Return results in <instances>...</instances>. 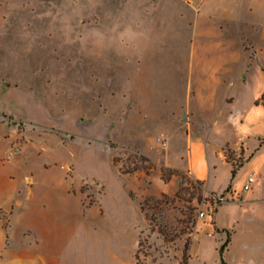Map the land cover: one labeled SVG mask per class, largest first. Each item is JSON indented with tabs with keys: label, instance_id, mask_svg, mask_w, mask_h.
Instances as JSON below:
<instances>
[{
	"label": "crops",
	"instance_id": "0c3cea01",
	"mask_svg": "<svg viewBox=\"0 0 264 264\" xmlns=\"http://www.w3.org/2000/svg\"><path fill=\"white\" fill-rule=\"evenodd\" d=\"M159 27L166 29L159 37V89L143 81L137 105L143 113L130 114L137 124L159 125V150L154 138L146 149L135 147L155 161L151 151H159V165L185 170L206 192L240 189L255 173L239 200L197 218L187 252L189 264H220L219 247L230 232L226 264H264V0H159ZM5 110L0 264H135L142 226L138 190L147 174L122 173L112 157L101 174L93 151L89 172L78 178L70 166L54 169L46 162L52 147H68L73 139L65 134L48 141L51 133L36 131L27 114L10 111V120ZM16 136L24 139L22 150L8 156ZM36 140L47 143L35 149ZM85 182L102 186L89 205Z\"/></svg>",
	"mask_w": 264,
	"mask_h": 264
},
{
	"label": "rangeland",
	"instance_id": "374dc122",
	"mask_svg": "<svg viewBox=\"0 0 264 264\" xmlns=\"http://www.w3.org/2000/svg\"><path fill=\"white\" fill-rule=\"evenodd\" d=\"M162 33L159 0H0V109L10 120V111L27 114L36 131L51 133L48 141L55 143L56 135L65 134L73 139L68 147L63 142L52 147L46 162L54 169L70 166L78 178L89 172L88 153L93 151L101 174L111 157L119 168L136 166L145 172L149 163L139 158L142 152L135 146L146 149L154 138L159 150V125L137 124L130 114L143 113L137 106L143 81L159 89ZM13 123L23 127L21 120ZM17 138L24 142L22 136L13 141ZM46 143L36 140L32 147ZM151 154L155 166L145 172L138 190L140 209L147 199L141 209L138 264H187L183 254L193 220L202 210L213 212L212 192L185 170L163 181L159 151ZM90 185L83 184L86 203L102 190ZM100 243L107 240L101 236Z\"/></svg>",
	"mask_w": 264,
	"mask_h": 264
},
{
	"label": "trees",
	"instance_id": "16d2710c",
	"mask_svg": "<svg viewBox=\"0 0 264 264\" xmlns=\"http://www.w3.org/2000/svg\"><path fill=\"white\" fill-rule=\"evenodd\" d=\"M263 104H264V99H263ZM138 153V151H136ZM228 159L230 160V158H232V152H228ZM139 158L142 160V161H146L149 163V166L145 167V172L148 173L150 169L154 168V163L152 162V160L150 159V157L146 156L145 154L143 153H139ZM113 161H116V159L114 158ZM239 163L236 162V163H232V169H231V179L236 175L237 173V170H238V167H239ZM120 171L122 173H133L137 170L140 169V167H131V168H128V169H125V168H119ZM159 171H160V177L163 181L167 182L170 180V178L173 176V175H176V174H179L180 173V170L177 169V168H174V167H170V166H166V165H160L159 166ZM196 182L197 183H201L203 184L202 180H198L196 179ZM82 191H84V187L82 186ZM214 193V192H212ZM162 196H165L166 194L165 193H162L161 194ZM154 200H156L157 202L159 201V198H154ZM147 199H145L143 202H141V209L144 210V205L146 203ZM93 202V200H90L88 203H86V205H89ZM216 207L214 208L213 211H215ZM196 223V220H193V224L195 225ZM230 241V232L227 233V238L226 240L220 245L219 247V263L220 264H226L225 263V260H224V257H223V252H224V249L226 247V245L228 244V242ZM142 244V239L140 237L139 241H138V244H137V250L139 249V247L141 246ZM188 244V243H187ZM188 245L185 247V251H184V254H183V257L185 259V263L187 261V264H189V256H188ZM135 264H138V258H137V252L135 253Z\"/></svg>",
	"mask_w": 264,
	"mask_h": 264
},
{
	"label": "built area",
	"instance_id": "2783aa9c",
	"mask_svg": "<svg viewBox=\"0 0 264 264\" xmlns=\"http://www.w3.org/2000/svg\"><path fill=\"white\" fill-rule=\"evenodd\" d=\"M23 147V141L19 138H17L13 143L10 145L8 150V156H16L18 155ZM234 161V160H233ZM256 179L255 173H249L246 177L245 182L242 184V187L240 189L236 188H229L225 191L218 192V193H212L211 198L212 202L217 206L219 203L225 202V201H233V200H239L241 191H246L251 189L253 182ZM211 203V202H209ZM207 213V210H202L199 212V216L202 217Z\"/></svg>",
	"mask_w": 264,
	"mask_h": 264
}]
</instances>
